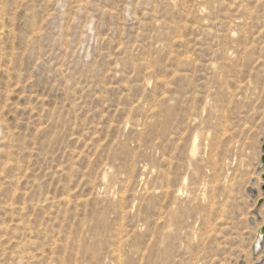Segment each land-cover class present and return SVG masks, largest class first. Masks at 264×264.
Masks as SVG:
<instances>
[{
	"label": "rangeland",
	"instance_id": "rangeland-1",
	"mask_svg": "<svg viewBox=\"0 0 264 264\" xmlns=\"http://www.w3.org/2000/svg\"><path fill=\"white\" fill-rule=\"evenodd\" d=\"M263 144L264 0H0V264H264Z\"/></svg>",
	"mask_w": 264,
	"mask_h": 264
},
{
	"label": "water",
	"instance_id": "water-1",
	"mask_svg": "<svg viewBox=\"0 0 264 264\" xmlns=\"http://www.w3.org/2000/svg\"><path fill=\"white\" fill-rule=\"evenodd\" d=\"M262 150H263V153H264V144H263V146H262ZM262 163H264V154H263V156H262ZM260 236H264V224H263V226H262V228H261V230H260ZM257 243V242H256ZM262 247H263V249H264V239H263V241H262ZM256 248V247H255ZM257 248H259V246L257 247Z\"/></svg>",
	"mask_w": 264,
	"mask_h": 264
},
{
	"label": "bare ground",
	"instance_id": "bare-ground-1",
	"mask_svg": "<svg viewBox=\"0 0 264 264\" xmlns=\"http://www.w3.org/2000/svg\"><path fill=\"white\" fill-rule=\"evenodd\" d=\"M261 237V236H260ZM257 246H259V242H257ZM255 247H256V245H255ZM257 248V247H256Z\"/></svg>",
	"mask_w": 264,
	"mask_h": 264
}]
</instances>
